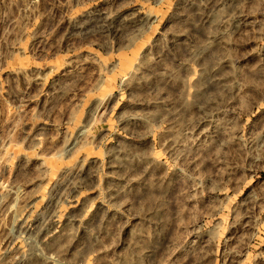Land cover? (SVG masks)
Returning a JSON list of instances; mask_svg holds the SVG:
<instances>
[{
    "label": "rangeland",
    "instance_id": "obj_1",
    "mask_svg": "<svg viewBox=\"0 0 264 264\" xmlns=\"http://www.w3.org/2000/svg\"><path fill=\"white\" fill-rule=\"evenodd\" d=\"M0 264H264V0H0Z\"/></svg>",
    "mask_w": 264,
    "mask_h": 264
},
{
    "label": "bare ground",
    "instance_id": "obj_2",
    "mask_svg": "<svg viewBox=\"0 0 264 264\" xmlns=\"http://www.w3.org/2000/svg\"><path fill=\"white\" fill-rule=\"evenodd\" d=\"M55 263H58V260H57V261H55Z\"/></svg>",
    "mask_w": 264,
    "mask_h": 264
}]
</instances>
